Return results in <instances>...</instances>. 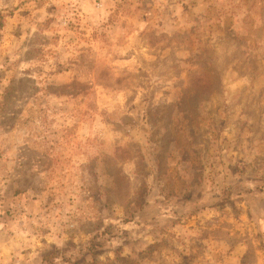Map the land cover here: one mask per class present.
<instances>
[{"label":"rangeland","instance_id":"1","mask_svg":"<svg viewBox=\"0 0 264 264\" xmlns=\"http://www.w3.org/2000/svg\"><path fill=\"white\" fill-rule=\"evenodd\" d=\"M232 242L264 264V0H0V264Z\"/></svg>","mask_w":264,"mask_h":264},{"label":"crops","instance_id":"2","mask_svg":"<svg viewBox=\"0 0 264 264\" xmlns=\"http://www.w3.org/2000/svg\"><path fill=\"white\" fill-rule=\"evenodd\" d=\"M230 241H228V245ZM233 243V242H232ZM248 243H239V244H231V246L229 248H227V251L224 252H218V255L216 253L215 259L211 264H239L241 263L242 258H244V256L247 254V250H248ZM259 250V253L264 254V246H262L261 248L257 249ZM205 255V254H203Z\"/></svg>","mask_w":264,"mask_h":264}]
</instances>
